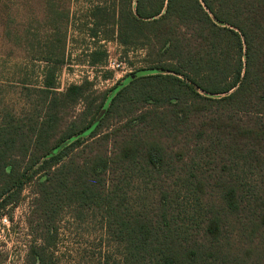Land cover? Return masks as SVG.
Listing matches in <instances>:
<instances>
[{
    "label": "trees",
    "instance_id": "16d2710c",
    "mask_svg": "<svg viewBox=\"0 0 264 264\" xmlns=\"http://www.w3.org/2000/svg\"><path fill=\"white\" fill-rule=\"evenodd\" d=\"M90 2L87 34L142 46L145 71L88 133L109 90L86 80L0 115V211L35 196L24 264H54L65 208L111 264H264V0Z\"/></svg>",
    "mask_w": 264,
    "mask_h": 264
},
{
    "label": "rangeland",
    "instance_id": "374dc122",
    "mask_svg": "<svg viewBox=\"0 0 264 264\" xmlns=\"http://www.w3.org/2000/svg\"><path fill=\"white\" fill-rule=\"evenodd\" d=\"M89 3L0 0V115L9 109L17 114L28 111L29 103L37 99L33 89L43 84L63 92L68 85L85 80L92 84L86 93L109 90L103 104L107 106L112 93L130 74L144 70L142 46H122L114 35L87 34ZM64 31L66 35H62ZM82 107V102L69 106L67 117ZM34 197L27 185L17 203L0 211V264H24L30 242L37 237L29 224ZM56 226L54 264H111L115 260L114 245L104 235L98 218L74 219L65 208Z\"/></svg>",
    "mask_w": 264,
    "mask_h": 264
},
{
    "label": "water",
    "instance_id": "95a60500",
    "mask_svg": "<svg viewBox=\"0 0 264 264\" xmlns=\"http://www.w3.org/2000/svg\"><path fill=\"white\" fill-rule=\"evenodd\" d=\"M106 109V105L103 106V108L100 110V112L97 114V116L95 117L94 121L92 122V124L88 127V129L85 131V133H88L89 131H91L94 126L96 125V123L98 122V120L100 119V117L103 115L104 111Z\"/></svg>",
    "mask_w": 264,
    "mask_h": 264
}]
</instances>
